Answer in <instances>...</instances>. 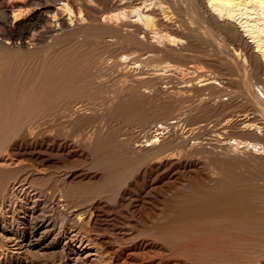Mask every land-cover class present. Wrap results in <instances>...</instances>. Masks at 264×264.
<instances>
[{
	"label": "rangeland",
	"instance_id": "1",
	"mask_svg": "<svg viewBox=\"0 0 264 264\" xmlns=\"http://www.w3.org/2000/svg\"><path fill=\"white\" fill-rule=\"evenodd\" d=\"M9 1L0 0V11ZM44 2L49 4L37 0ZM170 6H165L170 17L166 22L155 9L149 11L158 16L160 29L176 39L153 55L142 47H118L110 38L90 42L85 34L58 46L46 40L22 56L2 44L8 39L0 41V53L22 65L17 80L6 72L4 86L0 84V264H171L173 257L188 262V255L173 254L197 227H222L235 217H223L214 206L209 210L199 202L202 209L194 208L196 197L206 194L214 199L234 195L238 212L243 210L241 219L248 214L256 218H244L250 231H257L253 238L264 240L259 235L264 233V120L238 82L227 80L230 72L223 64L238 61L239 67H233L242 69L231 56L234 45L229 56L206 48L199 53L189 43L188 16L181 20ZM105 7L107 14L114 12L112 4ZM40 46H46L44 51ZM238 48L250 61L243 46ZM128 49L133 52L125 68L118 58L130 54ZM66 60L73 68L61 67ZM133 60L137 68H132ZM248 63L244 68L249 71L254 65ZM166 65L174 67L167 66L166 73ZM176 65L187 71L176 70ZM203 77L216 82L202 86L198 81ZM259 83L253 85L257 91L263 88L262 93L264 81ZM233 141L256 148L232 147ZM261 240H256L260 247ZM260 251L264 256V246Z\"/></svg>",
	"mask_w": 264,
	"mask_h": 264
},
{
	"label": "bare ground",
	"instance_id": "2",
	"mask_svg": "<svg viewBox=\"0 0 264 264\" xmlns=\"http://www.w3.org/2000/svg\"><path fill=\"white\" fill-rule=\"evenodd\" d=\"M136 1L137 0H46L47 3L49 2V4L50 3L53 4V6H50L49 4L48 5L45 4V2H44V4L42 3L43 5L38 4L37 0H10L9 3H7L8 5H6V7L1 9V11H0V41L2 39L3 40L8 39L7 41H3L2 44L7 46L8 51L9 50H13V51L17 50L16 51L17 54L19 51L21 56H22L25 52L27 53V51L30 49V47H32V48L34 46L37 47V46L41 45L42 43L47 42L46 40H48L49 43H51V44L56 43V45H57V43H61L63 41H68V40H71L73 38H76V39L78 37L81 38L82 34H85L86 39H90V42H91V39L97 38V37L98 38L99 37L110 38V42L112 40L113 45H116L118 47L124 46V48L127 47L129 49H133V48L138 49V48L142 47L144 50L148 51V52L146 51V53H149V54L152 53L151 55H153L154 52H158V53L161 52L163 49L161 50L160 48L163 47L164 45L165 46H166V44H167V46L173 45L176 42V39L172 38V36L170 37L167 33L163 32L160 29L159 24H158L159 22L156 19L157 15L154 14L155 12H152V11L149 12V11L152 9H155L157 11V13H159V15H161L160 17H162V20L164 19L163 21L166 22V21L170 20V17L167 14L168 12L166 11V9H167L166 7H167V5H168V7L171 5L170 6L171 8L174 7L175 10H177V13H178L179 17L181 18V20L182 19L185 20L184 17L188 16V18H186V19L188 21L189 20L190 21L186 23L187 24L186 27L188 28L189 33H190V35H189L190 37L188 36L190 39L189 43H190V45H192L194 47V49L197 48V50H198L199 48H204V49L206 48L210 52H213V54H220V55L225 54V56H229L230 55L229 54V47H231L230 45H234L233 48L232 47L230 48L231 50H233V52H232L233 54L231 56H234L239 60V62L241 63V64L239 63V65H241L240 68H242V69H240V70L236 69V67L238 66V64H237L238 61L236 63H234L232 66H230V64L229 65L223 64L226 67V70H227L226 72H230L228 74L229 75L228 77H230V78H228L227 80H230L233 82H235V81L238 82V85L241 86L246 91V95H248V97L251 100H253V102L255 103L254 106L256 105L259 116L264 120V91L263 92L261 91L262 93L259 92L260 90H263V88H261V87H264V84L261 85L260 90L258 89L259 91H257V89L255 90L254 85H253V82H255V84H256V82L259 83V81H260V83L261 82L263 83V81H264V79H263L264 78V0H143L139 4H134ZM111 4H112V6H114V12L107 14L105 11H103V6L105 7V6H107V5L109 6ZM165 4H167V5H165ZM168 11H169V9H168ZM184 25H185V22H184ZM75 26H77V27H75ZM72 41H75V39H73ZM80 41H81V39H80ZM85 43L88 44L87 41H85ZM79 45H80V43H79ZM240 45L243 46V48L248 52V56H249L248 59H250V61L249 60L248 61L254 65L253 66L254 68L251 66V69L253 68L252 70H254V71H252V70L248 71L244 68L245 67L244 65L247 64L248 61H246L245 57L241 53V50L238 48V47H240ZM32 48H31L30 52L32 51ZM40 48H41V46H40ZM40 48H39V50H40ZM43 48H46V46L42 47L41 50H43ZM129 49H128V53H130V54L126 53L120 57L118 55V57H119L118 63L124 64L125 68H127L130 65L128 60H130L131 57H129V56L132 55V52H133V50H132V52H131V50L129 52ZM206 49H205V51H206ZM41 50L38 51V53H41ZM116 50H118V49H116ZM144 50H142V52ZM199 50H201V49H199ZM119 51H121V50H119ZM48 52H49V50H48ZM137 52H139V51L137 50ZM199 53H200V51H199ZM205 53L208 54V52H205ZM14 54H15V52H14ZM46 54H47V52H46ZM141 54L142 53H140V55ZM156 55H158V54H156ZM149 56L146 55V57H149ZM205 56H206V54H205ZM11 57L12 56L6 52H5V54H3V51H1V53H0V84H1V80L4 76V74L6 72L8 73V75L10 74L9 76L11 78L10 77H8V78L15 81L18 79V75L20 74V71L22 70L21 62L20 61L18 62L15 60L12 62ZM64 57L66 58V56H64ZM73 57L76 58L75 56H73ZM222 58L223 59L221 61L224 62L223 60L225 58L224 57H222ZM133 59H135V58H133ZM136 59H139V58H136ZM229 59H231V58H229ZM53 61H54V59H53ZM72 61H73V59H72ZM74 61H75V59H74ZM58 62L59 61H55V64H53V66H56V68H57V65L59 64ZM132 62H131V64H132V66H134L132 68H137L135 61L133 63ZM225 62L227 63V61H225ZM228 62H230V61H228ZM23 63H25V62H23ZM72 64H73V62H71V60H69V61L66 60L62 64L61 67H63V68L65 67V69L67 70L71 67ZM235 65H236V67L234 68L233 66H235ZM248 65H249V63H248ZM76 66H75V68H76ZM119 66H121V65L119 64ZM167 66L172 67V68L174 67V65H166L163 67L164 71L167 70V69H165V68H168ZM156 67H157V65H156ZM190 67L193 68L194 71H197V72H200V70H201V68H199V67H194V66H190ZM71 68H73V67H71ZM161 68H162V66H161ZM175 69L179 70V71L181 70L180 72H182V73L187 71L186 69L182 70V68H180V66L175 67ZM157 70H159V69H157ZM169 70H170V68L168 69V71ZM33 71H34V69H33ZM33 71L31 70L30 72H33ZM53 71H52V73H53ZM250 71H252V73H249ZM7 73L5 75H7ZM43 73H44V71H43ZM166 73H167V71H166ZM25 74H27V73H25ZM34 74H35V72H34ZM44 75H45V73H44ZM35 76H33V77L35 78ZM20 77H23V76H20ZM30 77H31V75H30ZM198 77H200V75ZM4 78H6V76ZM44 78H45V76H44ZM20 79L22 80V78H20ZM48 79H49V76H48ZM199 79L200 78H198L196 81H198ZM30 80L27 79V83L33 82ZM32 80H34V79H32ZM261 80H263V81H261ZM18 82H19V80H18ZM24 82H26V81H24ZM215 82H216V80H214V78H210V79L205 78V80H204V77L198 81V83H203L202 86L207 85V84H211V83H215ZM19 83H21V81ZM27 83L25 84V86L27 85ZM52 83H50V86ZM21 84H23V83H21ZM35 85H37V84H35ZM2 86H4V84ZM8 86H10V85H8ZM17 86H18V84H17ZM27 86H26V88H27ZM258 86H257V88H258ZM12 87H14V86H12ZM21 87H23V86H21ZM23 88H25V87H23ZM22 89H20V90H22ZM36 89H38V88H36ZM9 91H11V90H9ZM14 93H15V91H14ZM16 93L13 95H16ZM24 93H25V90H24ZM28 93H29V91H28ZM22 94H23V92H22ZM43 94H44V91H43ZM26 95H27V93H26ZM29 95H30V93H29ZM30 96H28V97H30ZM32 96H33V94H32ZM3 97H2V99H3ZM17 97L20 99L19 95H17ZM23 97H24V94H23ZM4 100H5V98H4ZM30 100H28V102ZM20 101H22V100L20 99ZM32 101H33V99H32ZM34 101H35V99H34ZM15 102L17 103V101H15ZM23 102H26V101H23ZM4 104H5V102H4ZM19 106H20V104L17 107H19ZM4 113H5V111H4ZM1 115H3V113ZM14 115H16V114H14ZM12 116H13V114H12ZM12 116H10V117L12 118ZM14 118H16V117L14 116ZM53 119L54 118H52V120ZM57 121H59V120H57ZM31 130H32V128H31ZM31 133H33V132H31ZM156 141L157 140L154 139V142H156ZM245 144H247V145H245ZM245 144L243 142H237V141H235V142L233 141L231 143L232 147H238V148H240V147L241 148H243V147H245V148L250 147L251 148L253 146V145L251 146L252 143L248 144V142H247ZM254 147H252V149ZM262 151L264 152V149ZM231 152H233V151H231ZM223 187H225V186H223ZM235 188H237V187H235ZM244 189H246V188H244ZM2 190H3V186H2V183H0V192ZM241 190H242V188H241ZM225 192L228 193V191H225ZM244 192H246V191H244ZM227 193H226V196H227ZM234 193H236V191ZM230 194H232V192ZM219 196H222V194ZM238 196L241 197L240 193ZM242 196H243V194H242ZM239 197H237V198H239ZM198 198L199 197H196L197 202L194 201L195 204H193V202L192 203L190 202L192 205H194L193 206L194 208L195 207L197 208V205L198 206L200 205L199 203H202V205L206 208L210 207L209 210L211 209L212 206H214L219 211V214H222L223 217H224V214H227V215L230 214V216L234 215L235 216L234 220L233 219H226L227 221H230V220H232V221H230L231 223L230 222L224 223V225L222 227H218L217 225H216L217 227H215V225L211 226L212 225L211 224L210 226L212 228L215 227L214 229H208L209 225H207V228L205 230H202L199 226V223L195 222L196 225H198L199 227H197L196 230H194L193 234L190 233L191 234L190 237L187 236V237H189L186 240L187 242L185 244L182 243L183 245L182 246L180 245L181 247H177L176 248L177 250L175 251L176 254H173V255L177 256V252H178L179 253L178 256L180 254L181 255L185 254L186 256L188 255L187 257H190L189 261L188 262L185 261V263H181L178 260H177L178 262L176 261V257H173L174 260H173V263H171V264H180V263L181 264H264V256L263 255L259 256V253L262 254V252H261L262 250L260 251V249L264 245L260 247V241H256V240H261L262 238L256 239V240L253 238V234H255L257 231L254 230L255 228L252 231H250L251 228L247 227L244 224L245 220H247V222H249L248 219H244V218H246V216H247V218H249L248 216H250V215L248 214V215L242 216L244 221L241 219L240 213L243 210L238 212V210H240V208L237 209L238 207L235 206V204L238 205L239 203H234L235 202L234 201V198H235L234 195L231 196V198L229 196L228 197L222 196V198L218 197V198L214 199V196H212L211 194L210 195L206 194L204 197H201L199 199ZM232 202H233V204H232ZM187 203H189V202H187ZM200 208L202 209L201 205H200ZM201 209H199V210H201ZM203 210H204V208H203ZM209 210H207V211L209 212ZM195 211L196 212H194V213H197V209ZM244 211H247V210H244ZM210 212L212 213V211H210ZM216 212L217 211L215 209V213ZM211 213L210 214L208 213V214L211 216L214 215ZM182 214H183V212H182ZM206 214H207V212H206ZM243 214H245V213H243ZM197 215H200V212H199V214L192 215V217L193 218H195V216L198 217ZM185 216H189V215H185ZM202 216L201 217L199 216V218L201 219ZM217 216H219V215H217ZM230 216L226 217V218H230ZM183 217H184V215L182 216V218ZM204 217L206 218V216H204ZM253 217H251V218H253ZM231 218H233V217H231ZM251 218H249V219H251ZM253 219H256V218L254 217ZM172 220H170V221H172ZM174 220H175V218H174ZM215 220H217V219L215 218ZM183 221H185V220H183ZM183 221L181 220L180 222H183ZM197 221H199V220H197ZM234 221H236V222H234ZM257 221L258 220H256V222ZM174 222H176V221H174ZM180 222H179V224L182 225L183 223L181 224ZM185 222L187 223L189 221H185ZM217 222H218V220H217ZM177 223L178 222H176V224ZM249 224H250V222H249ZM253 224H255V223H253ZM186 225H189V224H186ZM190 226H192V225H190ZM244 226H246L249 229H245ZM255 226H253V227H255ZM187 227H189V226H187ZM203 227L205 228V226H203ZM175 228H176V226H175ZM181 228H182V226H181ZM189 228H191V227H189ZM257 228L260 230L259 226H257ZM170 229L176 231V229H173V228H170ZM182 229H184V228H182ZM189 230H191V229H189ZM261 232H263V231L261 230ZM262 234H264V233L259 232L260 237ZM259 235H258V237H259ZM262 236H264V235H262ZM254 237L256 238L257 236L254 235ZM261 241H264V240H261ZM262 243H264V242H262ZM186 256H185V258H186ZM134 264H150V263L143 262V261H141V262L136 261V263H134ZM157 264H170V263H167L164 261L162 262V260H161V262H158Z\"/></svg>",
	"mask_w": 264,
	"mask_h": 264
}]
</instances>
